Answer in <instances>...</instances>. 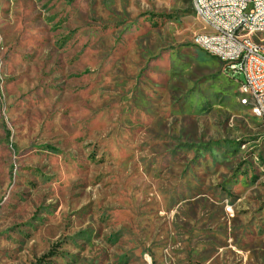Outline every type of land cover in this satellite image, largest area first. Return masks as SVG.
<instances>
[{
	"label": "rangeland",
	"instance_id": "1",
	"mask_svg": "<svg viewBox=\"0 0 264 264\" xmlns=\"http://www.w3.org/2000/svg\"><path fill=\"white\" fill-rule=\"evenodd\" d=\"M203 29L192 0H0V264H264V126Z\"/></svg>",
	"mask_w": 264,
	"mask_h": 264
},
{
	"label": "built area",
	"instance_id": "2",
	"mask_svg": "<svg viewBox=\"0 0 264 264\" xmlns=\"http://www.w3.org/2000/svg\"><path fill=\"white\" fill-rule=\"evenodd\" d=\"M204 29L195 44L212 51L254 91L253 114L264 126V0H192Z\"/></svg>",
	"mask_w": 264,
	"mask_h": 264
},
{
	"label": "bare ground",
	"instance_id": "3",
	"mask_svg": "<svg viewBox=\"0 0 264 264\" xmlns=\"http://www.w3.org/2000/svg\"><path fill=\"white\" fill-rule=\"evenodd\" d=\"M201 49L205 50L207 53L217 57L214 53H212V51H209L203 47H200ZM219 60L220 58L217 57ZM241 89H242V93H243V97L241 99L242 104L245 105H250V103H254V91H246L243 87V84L241 85ZM253 108V105H251Z\"/></svg>",
	"mask_w": 264,
	"mask_h": 264
},
{
	"label": "crops",
	"instance_id": "4",
	"mask_svg": "<svg viewBox=\"0 0 264 264\" xmlns=\"http://www.w3.org/2000/svg\"><path fill=\"white\" fill-rule=\"evenodd\" d=\"M203 50V49H202ZM206 52V51H205ZM207 53V52H206ZM209 54V53H208ZM215 57V56H214ZM217 58V57H216ZM242 85V84H241ZM242 94V93H241ZM243 96V95H242Z\"/></svg>",
	"mask_w": 264,
	"mask_h": 264
}]
</instances>
